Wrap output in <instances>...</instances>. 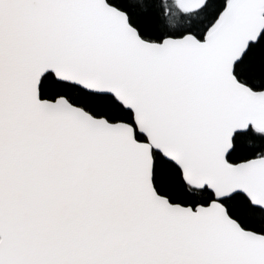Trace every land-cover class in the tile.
Instances as JSON below:
<instances>
[{
  "label": "snow or ice",
  "instance_id": "6c2138e0",
  "mask_svg": "<svg viewBox=\"0 0 264 264\" xmlns=\"http://www.w3.org/2000/svg\"><path fill=\"white\" fill-rule=\"evenodd\" d=\"M0 264H264V0H0Z\"/></svg>",
  "mask_w": 264,
  "mask_h": 264
}]
</instances>
